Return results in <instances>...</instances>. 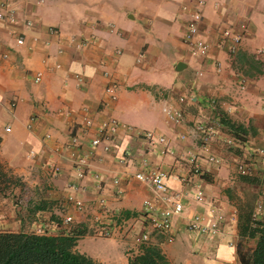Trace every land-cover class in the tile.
Returning <instances> with one entry per match:
<instances>
[{"label":"crops","instance_id":"crops-1","mask_svg":"<svg viewBox=\"0 0 264 264\" xmlns=\"http://www.w3.org/2000/svg\"><path fill=\"white\" fill-rule=\"evenodd\" d=\"M199 1L198 30L209 46L207 56L191 58L180 41L181 6ZM8 3L16 20L0 22V231L74 233L73 249L98 264H126L143 245L157 247L169 264H240L236 247L250 251L255 244L254 238L240 237L237 227L245 203L250 201L252 213L261 204L256 219L264 215V177L259 171L238 175L235 170L248 153L264 147V54L258 53L264 49V0ZM240 25V46L229 55L225 45H218V31H238ZM49 27L56 32L48 33ZM18 36L21 44L16 43ZM178 62L182 67L176 70ZM37 72L41 77L35 82ZM108 85L113 98L104 91ZM180 96L186 97L184 102L178 101ZM166 104L182 111L181 123L166 120L161 111ZM83 108L95 121L113 117L164 135L168 152L148 150L142 140L117 139L112 151L98 150L90 157V172L102 178L101 189L95 190L89 174L77 178L64 152L55 151L85 114ZM220 113L239 126L240 138L233 137ZM214 117L218 122L209 149L219 162L210 164L193 127ZM229 138L235 143L227 144ZM124 149L148 150L149 161L165 170L166 184L179 192L184 209L171 219V242L141 218L142 202L150 192L133 177V166L117 162ZM189 156H194L199 174L188 172L183 158ZM52 165L59 167L58 173ZM174 175L185 176L189 183ZM114 176L117 184L111 183ZM194 185L202 191V202L194 200ZM97 196L125 219L106 238L92 232ZM75 199L85 203V211L73 207ZM210 203L224 214V235L208 243L189 232L186 222ZM65 215L71 216V224L62 223ZM140 232L148 233L145 244L135 241Z\"/></svg>","mask_w":264,"mask_h":264},{"label":"built area","instance_id":"built-area-1","mask_svg":"<svg viewBox=\"0 0 264 264\" xmlns=\"http://www.w3.org/2000/svg\"><path fill=\"white\" fill-rule=\"evenodd\" d=\"M184 13L183 30L180 37V41L185 48L186 53L191 58H202L207 56L209 44L202 38L198 30V23L202 18V4L201 1L197 3L183 4L181 6ZM16 20L14 7L10 6L8 0L0 1V22H14ZM25 25H30L29 21L25 22ZM244 25H240V29L233 30L230 27L221 28L218 31V45H225L227 54L233 55L239 48L242 40V30ZM56 29L53 27L48 28V33H54ZM23 42L22 36L16 37V43L21 44ZM258 53L264 54V49L258 50ZM264 69V60H263ZM58 66V65H56ZM200 71L196 70L195 75H200ZM104 75H106L104 73ZM41 74L37 72L34 76V81L40 80ZM76 80L80 83L81 76L76 75ZM104 91L110 96L114 97V89L112 85L105 87ZM185 96H180L178 101L184 102ZM211 105L215 104L214 99H210ZM11 106L14 103L10 104ZM85 114L80 118L76 125L70 127L67 133L66 141L57 147L55 151L64 152L65 156L71 162L75 176L82 178L89 174L95 190L99 191L102 187V178L100 175L91 171L90 157L98 150L108 153L112 151L114 142L122 137H127L132 140H142L145 147L148 150H156L158 154H166L167 140L164 135L158 134L153 130H145L130 126L122 123L113 117H108L100 121H95L87 113V109H82ZM161 111L164 114L166 120L172 124H179L182 121V111L173 108L170 105H164L161 107ZM26 127L29 129L34 120L32 116ZM218 118L208 120L204 125H195L194 131L200 133V149L205 154V161L210 164H217L219 158L215 156L209 149V142L214 134V129ZM8 128H6L7 130ZM88 139H86V137ZM183 138V137H181ZM226 143L234 144V139L229 138ZM87 146V149H83ZM148 150L142 152H133L129 149H124L117 162L128 166L131 165L135 168L133 177L141 182L150 192V195L146 197L141 206V218L150 226L153 230L165 234L166 242L173 240L171 219L174 216L182 214L184 205L181 200L179 192H175L170 186L166 184L167 174L165 170L156 164L149 161L146 156ZM183 161L189 166L188 172L191 174H199L200 168L195 162L194 156L183 158ZM262 164L260 170L256 167ZM235 170L238 175H252L254 172L259 171L260 175L264 177V147L248 153L243 159L237 162ZM52 172L58 173L59 167L52 165ZM174 178L184 184H188V178L185 176L174 175ZM119 178L114 176L111 179L112 184H117ZM71 187L75 188L71 185ZM194 200L197 202L203 201V195L198 185H194L193 189ZM73 207L79 211H85L86 205L83 201L75 199L72 202ZM96 212L92 217V232L99 237H109L113 234L114 229L118 225H122L125 221L124 216L107 206L106 200L102 196H97L95 200ZM261 209V204H257L256 212L252 213V219H256L257 213ZM113 224H110V221ZM62 223L67 225L72 223V218L69 215H65L62 219ZM224 214L219 207L213 204H208L204 210H199L191 214L187 219L186 229L196 236L202 237L206 242L213 240L214 238H221L224 235ZM37 233H44L42 230L37 229ZM135 241L145 244L148 241V233L140 232L135 236Z\"/></svg>","mask_w":264,"mask_h":264},{"label":"trees","instance_id":"trees-1","mask_svg":"<svg viewBox=\"0 0 264 264\" xmlns=\"http://www.w3.org/2000/svg\"><path fill=\"white\" fill-rule=\"evenodd\" d=\"M219 119L232 130L234 138L241 137L237 133L239 126L223 119L221 113ZM252 211L250 201H247L237 220L240 237L255 239L250 251L236 247L240 264H264V215L253 220ZM75 241L74 233L50 235L0 231V264H98L89 256L74 250ZM126 264L169 263L157 247L143 245L137 254L128 258Z\"/></svg>","mask_w":264,"mask_h":264},{"label":"water","instance_id":"water-1","mask_svg":"<svg viewBox=\"0 0 264 264\" xmlns=\"http://www.w3.org/2000/svg\"><path fill=\"white\" fill-rule=\"evenodd\" d=\"M182 67V64L180 63V62H178L177 64H176V70H179L180 68Z\"/></svg>","mask_w":264,"mask_h":264},{"label":"rangeland","instance_id":"rangeland-1","mask_svg":"<svg viewBox=\"0 0 264 264\" xmlns=\"http://www.w3.org/2000/svg\"><path fill=\"white\" fill-rule=\"evenodd\" d=\"M250 198H251V197H250ZM250 198H249V199H250Z\"/></svg>","mask_w":264,"mask_h":264}]
</instances>
